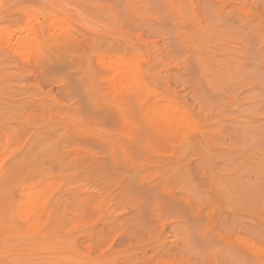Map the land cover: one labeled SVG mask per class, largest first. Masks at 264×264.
Instances as JSON below:
<instances>
[{
	"label": "rangeland",
	"instance_id": "obj_1",
	"mask_svg": "<svg viewBox=\"0 0 264 264\" xmlns=\"http://www.w3.org/2000/svg\"><path fill=\"white\" fill-rule=\"evenodd\" d=\"M0 264H264V0H0Z\"/></svg>",
	"mask_w": 264,
	"mask_h": 264
},
{
	"label": "bare ground",
	"instance_id": "obj_2",
	"mask_svg": "<svg viewBox=\"0 0 264 264\" xmlns=\"http://www.w3.org/2000/svg\"><path fill=\"white\" fill-rule=\"evenodd\" d=\"M121 60H122V59H121ZM127 61H128V59H127L126 62H125L126 64L128 63ZM125 63H123V64H125ZM130 63H131V62H130ZM125 66H126V65H125ZM132 66H133V65H132ZM133 67H134V66H133ZM124 68H125L124 70L126 71L127 68H126V67H124ZM136 68H137V67H136ZM115 69H116V68H115ZM116 70H117V69H116ZM121 70H123L122 67H121ZM114 71H115V70H114ZM114 71H113V72H114ZM125 71H123L122 74H124ZM133 71H134V68H133ZM135 71H136V70H135ZM135 71H134V72H135ZM117 72H119V71H117ZM120 72H122V71H120ZM134 72H133V73H134ZM125 73H126V72H125ZM118 74H119L118 76L120 77V78H118L119 81H120L119 83H122L121 81H123V83H124L125 80H120V79H122V78L124 79V77H126V76H125L126 74H124V75L121 74V76H120V73H118ZM136 74H137V72H136ZM136 74H135V75H136ZM140 76H141V75H140ZM121 77H122V78H121ZM132 77H133V76H132ZM137 78H138V77H137ZM117 81H118V80H117ZM125 82H126V81H125ZM123 83H122V85H123ZM135 83H136V82H135ZM116 85H117V84H116ZM119 85H120V84H119ZM122 85H121V86H122ZM172 100H173V99H172ZM162 104H163V103H162ZM167 104H168V103H167ZM167 104H164L165 107H166ZM161 106H162V105H161ZM168 107H169V105H168ZM171 108H172V106H171ZM171 108H169L168 111H167L166 114H165V115L167 116V118H166L165 115L163 114L164 117H165L166 119L170 118L171 120H170V119H168V120L165 119V121L168 122V121L170 120L169 122H172V121H173V122H176L177 125H178V124H181V125H182L181 128H183L184 122H187L188 120H187V121H184L185 119H184V117H183V114L181 115V114H177L176 112L174 113V110L172 111ZM177 108H178V107H177ZM173 109H174V108H173ZM159 110H161V108H160ZM179 110L181 111V109H179ZM153 111H154V110H153ZM163 111H164V110H163ZM165 111H166V110H165ZM161 112H162V111H160V113H161ZM153 113H154V112H153ZM160 113H159V114H160ZM181 113H182V111H181ZM173 114H174V115H173ZM185 114H186V113H185ZM157 115H158V112H157ZM159 116H161V115H159ZM164 117H163V118H164ZM160 118H161V117H160ZM163 118H162V119H163ZM155 119H156V118H155ZM157 119H158V118H157ZM160 120H161V119H160ZM158 122H159V121H158ZM160 122H161V121H160ZM160 122L158 123L159 125H160ZM162 122H163V121H162ZM162 122H161V123H162ZM187 123H188V122H187ZM172 124H175V123H172ZM162 125H164V124H161L160 126H162ZM167 125H168V124H167ZM170 125H171V124H170ZM177 125H175V126H177ZM181 125H179V126H181ZM171 126H172V125H171ZM171 126H170V127H171ZM188 126H189V123L187 124V127H188ZM170 127H168V128H170ZM184 127H186V125H184ZM187 127H186V128H187ZM160 128H161V127H160ZM163 128H164V127H163ZM173 128H175V127H173ZM173 128H172V130H173ZM164 130H165V128H164ZM168 131H170V130L167 129V132H168ZM167 132H166V133H167ZM250 247H251V246H250ZM256 248H257V246H256ZM254 249H255V248H254ZM258 250H259V249H258ZM261 250H263V249H261ZM255 251H256V250H255ZM257 252L260 253L259 251H257Z\"/></svg>",
	"mask_w": 264,
	"mask_h": 264
}]
</instances>
